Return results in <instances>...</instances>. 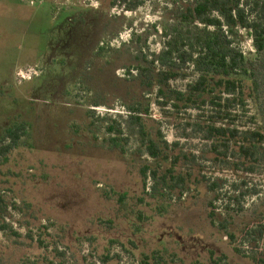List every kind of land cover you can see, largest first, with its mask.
Segmentation results:
<instances>
[{
	"label": "rangeland",
	"instance_id": "1",
	"mask_svg": "<svg viewBox=\"0 0 264 264\" xmlns=\"http://www.w3.org/2000/svg\"><path fill=\"white\" fill-rule=\"evenodd\" d=\"M143 1L127 11L121 0H0V146L23 131L0 155V264H143L154 253L161 264H254L264 255V152L251 172L215 159L195 127L209 112L165 115L155 103L163 29L194 0ZM234 35L255 80L237 125L264 132V51L242 29ZM185 72L170 89L195 80ZM129 106L179 157L171 176L127 128ZM117 114L124 154L105 142ZM145 166L157 179L142 178Z\"/></svg>",
	"mask_w": 264,
	"mask_h": 264
},
{
	"label": "trees",
	"instance_id": "2",
	"mask_svg": "<svg viewBox=\"0 0 264 264\" xmlns=\"http://www.w3.org/2000/svg\"><path fill=\"white\" fill-rule=\"evenodd\" d=\"M117 1L113 0L112 4ZM121 1L127 11L135 10L144 2ZM235 29L247 33L255 53L264 51V0H194L191 6L180 11L175 27L163 29V49L154 60L161 68L158 66L154 79L156 85H152L157 88L155 103L161 107V111H165V115H179L183 110L190 109L209 112L210 115L195 123V127L204 141L211 142L214 158L232 159L251 172L263 158L264 132L237 125L243 116L241 111L246 109L245 91L249 85L255 86V80L247 66V57L234 39ZM174 60L187 68L175 66ZM189 69L196 75L195 80L188 83L183 91L170 89V83L186 78L185 71ZM145 112L148 113V110ZM126 113L127 128L135 130L148 156L168 166L166 174L171 176L180 160L177 156L171 159L168 153L171 145L166 142L160 145L154 141L145 129L142 111L138 107L129 106ZM119 119L120 114L109 119L106 127L109 136L105 142L113 149H121L124 154L122 146L128 138L123 135L124 129ZM213 120L219 121L220 125L216 126ZM22 132L19 129L7 132L6 140L9 141L0 146L1 156L12 150L23 136ZM148 172L153 180L157 179L158 172L148 166L141 171L142 178H148ZM165 178L164 175L162 180L165 181ZM249 234H252L251 231ZM230 239L234 240L232 235ZM233 249L241 254L238 247L234 246ZM252 260L254 264H264V255ZM162 261V255L154 253L151 257L145 256L143 264H161Z\"/></svg>",
	"mask_w": 264,
	"mask_h": 264
}]
</instances>
